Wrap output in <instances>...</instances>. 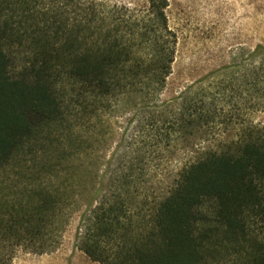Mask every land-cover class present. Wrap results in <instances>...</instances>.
<instances>
[{
    "label": "trees",
    "instance_id": "16d2710c",
    "mask_svg": "<svg viewBox=\"0 0 264 264\" xmlns=\"http://www.w3.org/2000/svg\"><path fill=\"white\" fill-rule=\"evenodd\" d=\"M167 7L0 0V264L54 252L74 213L98 264H264V125L247 120L264 59L240 87L230 65L163 99Z\"/></svg>",
    "mask_w": 264,
    "mask_h": 264
},
{
    "label": "rangeland",
    "instance_id": "374dc122",
    "mask_svg": "<svg viewBox=\"0 0 264 264\" xmlns=\"http://www.w3.org/2000/svg\"><path fill=\"white\" fill-rule=\"evenodd\" d=\"M97 1L125 5L137 10L138 17H141L148 9L149 0ZM167 2L168 7L165 10L167 25L175 34L177 44L172 74L168 79L163 99L177 96L185 87L210 72L230 65L235 67L234 77L237 86L240 87L245 76L251 75V67L264 59V56H261L264 51V0H167ZM258 49L260 56L255 59L253 53ZM247 120L254 125L263 126L264 112L250 114ZM112 128L121 133L127 127L124 120L119 118L118 123L116 122ZM184 146L185 144L181 143L178 145L180 149ZM111 151L108 155L112 153ZM174 156L177 157L176 160L171 158V164H165L167 165L165 175L168 171L169 174L175 173L184 162L198 160L202 152L199 146H196L187 152L178 151ZM119 158L120 156L117 159ZM166 184L160 187L165 188ZM7 195L13 197L11 192ZM79 228L80 213H74L64 225L60 244L54 252L40 255L20 251L13 264H98L78 249Z\"/></svg>",
    "mask_w": 264,
    "mask_h": 264
}]
</instances>
